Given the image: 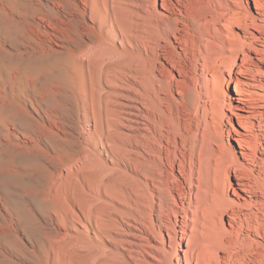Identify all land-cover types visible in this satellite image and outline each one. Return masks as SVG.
Returning a JSON list of instances; mask_svg holds the SVG:
<instances>
[{
  "label": "bare ground",
  "instance_id": "1",
  "mask_svg": "<svg viewBox=\"0 0 264 264\" xmlns=\"http://www.w3.org/2000/svg\"><path fill=\"white\" fill-rule=\"evenodd\" d=\"M18 15L0 264H264V0Z\"/></svg>",
  "mask_w": 264,
  "mask_h": 264
},
{
  "label": "rangeland",
  "instance_id": "2",
  "mask_svg": "<svg viewBox=\"0 0 264 264\" xmlns=\"http://www.w3.org/2000/svg\"><path fill=\"white\" fill-rule=\"evenodd\" d=\"M23 1L0 0V119L1 117H3L4 110H6V108L3 105H6L9 102V101H5L4 97L2 96V90H3L2 86L5 85L6 83L11 82V79L13 78L15 73L14 58H15L16 45L14 42L17 43L16 30L18 29V19H19L18 9L20 8V5L22 4ZM0 128H1V121H0ZM1 137L2 136L0 134V157H1V152H3V145H2L3 142ZM0 174H1V158H0Z\"/></svg>",
  "mask_w": 264,
  "mask_h": 264
}]
</instances>
